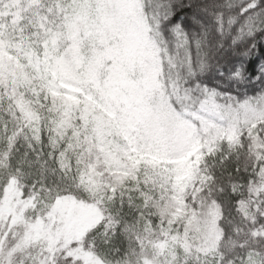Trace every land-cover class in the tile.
<instances>
[{
	"label": "snow or ice",
	"instance_id": "6c2138e0",
	"mask_svg": "<svg viewBox=\"0 0 264 264\" xmlns=\"http://www.w3.org/2000/svg\"><path fill=\"white\" fill-rule=\"evenodd\" d=\"M0 264H264V0H0Z\"/></svg>",
	"mask_w": 264,
	"mask_h": 264
}]
</instances>
